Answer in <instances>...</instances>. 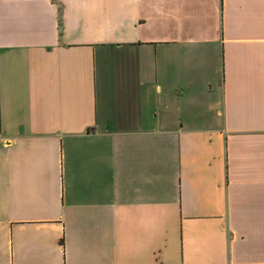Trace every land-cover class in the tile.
Returning <instances> with one entry per match:
<instances>
[{
	"label": "crops",
	"instance_id": "obj_1",
	"mask_svg": "<svg viewBox=\"0 0 264 264\" xmlns=\"http://www.w3.org/2000/svg\"><path fill=\"white\" fill-rule=\"evenodd\" d=\"M0 264H264V0H0Z\"/></svg>",
	"mask_w": 264,
	"mask_h": 264
}]
</instances>
